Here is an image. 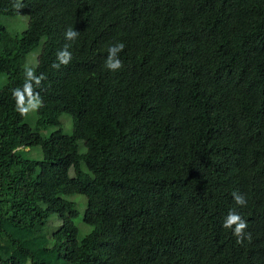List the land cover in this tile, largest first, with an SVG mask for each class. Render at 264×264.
<instances>
[{
	"label": "trees",
	"instance_id": "trees-1",
	"mask_svg": "<svg viewBox=\"0 0 264 264\" xmlns=\"http://www.w3.org/2000/svg\"><path fill=\"white\" fill-rule=\"evenodd\" d=\"M21 14L0 23V264H264V0H0Z\"/></svg>",
	"mask_w": 264,
	"mask_h": 264
},
{
	"label": "rangeland",
	"instance_id": "rangeland-1",
	"mask_svg": "<svg viewBox=\"0 0 264 264\" xmlns=\"http://www.w3.org/2000/svg\"><path fill=\"white\" fill-rule=\"evenodd\" d=\"M0 23L2 25H4L5 28L9 32H11L13 34L18 33V32H20L26 28L27 16L23 15V14L0 16ZM37 54H38V50L32 51L29 53L28 59H27L29 64H35ZM4 82H5V77H4V75L0 74V88L3 86ZM38 105H39V102L36 99H32L25 106V109L27 110V112H26V118L24 121L33 128H35L37 125L38 116L36 113V108ZM59 120H60L61 129L64 132L70 134L71 130H72V119H71V117L68 114L61 113ZM56 128L57 127H55V126H50L47 128H40L38 131L42 135L47 136L49 133L54 131ZM81 145H82V142H80V147H82ZM25 150L26 151L24 152V156L26 158L33 159V160H38V159L42 158V152H41L40 147L27 148ZM72 198L78 202L79 209H80L81 213H83V211L85 209L84 206H86L85 197L83 195L76 194V195H73ZM0 208L4 211L8 210L7 205L2 203L1 200H0ZM78 222H79L80 226L84 227V224H83L81 219H77V223ZM58 224H59V219L57 217H53L49 222V225H50V228L52 231L57 227Z\"/></svg>",
	"mask_w": 264,
	"mask_h": 264
},
{
	"label": "clouds",
	"instance_id": "clouds-1",
	"mask_svg": "<svg viewBox=\"0 0 264 264\" xmlns=\"http://www.w3.org/2000/svg\"><path fill=\"white\" fill-rule=\"evenodd\" d=\"M78 36V32L72 30L71 28L68 29L65 33V37L68 40H74ZM125 48V45L123 42H118L108 49V57L105 62V67L108 68L111 71H119L123 67V62L118 58V54L122 52ZM57 57L59 61L62 64L67 65L71 60V53L68 51V46L66 45L65 48L57 53ZM59 67V65H56ZM28 75L31 77L32 72L29 71ZM37 83H39V80H37ZM25 113L27 110H23ZM233 198L236 201L237 204L243 205L245 203V200L242 195L238 193H233ZM235 225L234 234L239 236L242 231L247 227V224L241 216L235 212V210H230L228 213V216L225 219L224 227L225 228H232V226Z\"/></svg>",
	"mask_w": 264,
	"mask_h": 264
}]
</instances>
